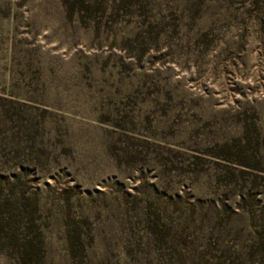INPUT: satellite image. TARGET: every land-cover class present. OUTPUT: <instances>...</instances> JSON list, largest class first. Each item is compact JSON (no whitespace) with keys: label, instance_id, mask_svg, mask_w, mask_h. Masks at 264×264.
Instances as JSON below:
<instances>
[{"label":"rangeland","instance_id":"374dc122","mask_svg":"<svg viewBox=\"0 0 264 264\" xmlns=\"http://www.w3.org/2000/svg\"><path fill=\"white\" fill-rule=\"evenodd\" d=\"M83 1L0 0V264L257 263L264 3Z\"/></svg>","mask_w":264,"mask_h":264},{"label":"trees","instance_id":"16d2710c","mask_svg":"<svg viewBox=\"0 0 264 264\" xmlns=\"http://www.w3.org/2000/svg\"><path fill=\"white\" fill-rule=\"evenodd\" d=\"M247 2H248V5L250 7L254 8L256 6H259L261 3H264V0H248ZM76 3L79 6L78 7V12L79 13L82 12V10H85L84 9L85 6H83V3H84L83 0H76ZM256 18H257L256 20L258 22H264L263 21L264 20L263 16L262 17H256ZM241 164H243L241 166H243V168H244V170H242V172L245 173V174H248V175H252L253 169H251L250 165H248V164H246L244 162H242ZM256 244H257V248L259 249L258 251L256 250V253L258 255H260V259L255 264H264V238H258ZM31 254H32V252H28L27 250H24L21 253L20 257L22 259H21V261H19V264H30L31 260L29 258H30Z\"/></svg>","mask_w":264,"mask_h":264}]
</instances>
